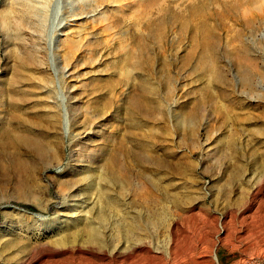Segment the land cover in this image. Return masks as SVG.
Instances as JSON below:
<instances>
[{
    "label": "rangeland",
    "instance_id": "374dc122",
    "mask_svg": "<svg viewBox=\"0 0 264 264\" xmlns=\"http://www.w3.org/2000/svg\"><path fill=\"white\" fill-rule=\"evenodd\" d=\"M127 1L0 0V264H264V0Z\"/></svg>",
    "mask_w": 264,
    "mask_h": 264
},
{
    "label": "bare ground",
    "instance_id": "6f19581e",
    "mask_svg": "<svg viewBox=\"0 0 264 264\" xmlns=\"http://www.w3.org/2000/svg\"><path fill=\"white\" fill-rule=\"evenodd\" d=\"M124 1H127V0H124ZM129 1V0H128ZM127 1V3L131 6L132 4H134V3H136L137 2V0H131V1H129L128 2ZM253 1V0H252ZM248 3H250V2H248ZM24 4V3H23ZM126 4V3H125ZM124 4V5H125ZM170 4V3H169ZM84 5V3L82 4V6ZM85 5H87L86 3H85ZM136 5V4H135ZM30 7V6H29ZM37 7V6H36ZM247 7V6H246ZM22 8V7H21ZM27 8V7H26ZM31 8V7H30ZM40 8V7H39ZM241 8V7H240ZM240 8L239 7H236L235 8V10H234V20H235V22L238 24V23H244L245 25H247V26H249V27H253V25H254V22H255V20L257 19V18H259L258 17V14H256L254 11H253V9H252V7H251V11H249L248 13H249V15H250V17H249V15H248V13H247V15H248V17L246 18V20L244 21L243 20V16L245 15L244 13H245V9L246 8H244V9H241L240 10ZM29 8H27V10H25V11H23V14H22V20L23 21H27L28 19H29V15H28V12L27 11H29L28 10ZM39 10V9H38ZM243 10V11H242ZM31 11V10H30ZM36 11V10H35ZM246 11H247V9H246ZM9 12L10 11H8V12H6L5 13V15H4V22H7V20L10 18V15H9ZM38 12V11H37ZM44 14V13H43ZM230 15H231V12H230ZM247 15H245V16H247ZM31 19V18H30ZM233 19V18H232ZM29 21V20H28ZM30 21H32V20H30ZM8 23V22H7ZM244 25V26H245ZM246 27V26H245ZM244 27V28H245ZM239 35V34H238ZM250 51H248V49H243V51L242 52H238L236 55V57H237V59H236V65H238V69L240 70V72L242 73L241 75L243 76L242 78H243V80L245 81V83H246V85L247 84H249V83H251L252 82V80H254L253 78H255V76H257V75H259L260 77H264V74H263V72L262 71H260V69L258 68V59H257V57H254V56H252L251 55V53H249ZM243 84H244V82H243ZM175 252V251H174ZM173 252V253H174ZM177 254V253H176ZM177 257V256H176Z\"/></svg>",
    "mask_w": 264,
    "mask_h": 264
},
{
    "label": "built area",
    "instance_id": "2783aa9c",
    "mask_svg": "<svg viewBox=\"0 0 264 264\" xmlns=\"http://www.w3.org/2000/svg\"><path fill=\"white\" fill-rule=\"evenodd\" d=\"M249 264V263H248Z\"/></svg>",
    "mask_w": 264,
    "mask_h": 264
}]
</instances>
